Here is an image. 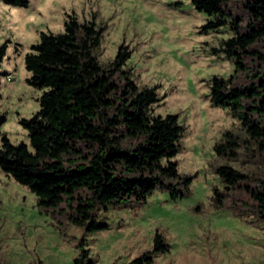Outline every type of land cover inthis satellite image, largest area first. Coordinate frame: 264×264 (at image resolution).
<instances>
[{
  "label": "rangeland",
  "instance_id": "1",
  "mask_svg": "<svg viewBox=\"0 0 264 264\" xmlns=\"http://www.w3.org/2000/svg\"><path fill=\"white\" fill-rule=\"evenodd\" d=\"M245 0L228 1V9L249 20ZM67 13L79 21L95 17L104 25L94 53L102 66L114 57L120 43L130 56L124 68L139 86L158 84L159 100L151 112L175 113L184 126L180 149L174 156L178 172L193 175L189 190L175 193L156 187L144 202L98 205L95 217L109 227L85 233L67 215L36 204V196L0 169V264H74L83 238L93 264H126L152 248L155 231L161 232L168 251L157 253L151 264H264V212L245 186L260 189L264 179V147L250 138L227 106H212L209 84L213 74L228 75L233 61L209 49L232 35L228 25L200 32L209 18L191 0H28L25 6L0 0V44L9 40L0 65V126L11 142H28L18 119L38 108L43 88L30 86L23 56L41 31L59 32ZM264 50V40L251 45ZM243 63L251 73L264 62L247 54ZM250 73V74H251ZM6 74L11 79H6ZM253 79L238 72L235 82ZM225 130L237 136L235 157L220 156L213 146ZM227 163L247 175L239 186L223 190L215 166ZM213 185L223 190L222 205L211 199ZM264 210V208H261Z\"/></svg>",
  "mask_w": 264,
  "mask_h": 264
},
{
  "label": "trees",
  "instance_id": "2",
  "mask_svg": "<svg viewBox=\"0 0 264 264\" xmlns=\"http://www.w3.org/2000/svg\"><path fill=\"white\" fill-rule=\"evenodd\" d=\"M25 6L28 0H1ZM230 0H191L209 18L199 31L218 30L228 25L232 35L211 46L233 61L228 75L213 74L209 84L212 106H227L246 134L264 147V72L251 73L244 56L252 54L264 62V50L251 45L264 40V0H245L249 20L240 30L241 18L228 9ZM104 25L95 17L79 21L67 13L59 32L41 31L37 42L24 53V67L30 72L26 83L43 88L37 97L39 108L30 117H20L28 142L13 143L0 135V169L36 196V204L52 213L66 214L85 233L109 227L98 220V205L144 202L156 187H166L180 195L189 190L193 175H181L174 156L180 149L184 126L175 113H152L159 100L158 84L139 86L129 68H124L130 49L117 46L114 57L102 66L94 51L99 46ZM9 40L0 44V65ZM251 75V82L238 85L237 73ZM251 73V74H250ZM6 115L0 112V126ZM240 146L230 130L214 143L217 155L235 157ZM223 190L239 186L247 175L227 163L215 166ZM260 189H245L264 208V179ZM223 190L213 185L211 199L222 205ZM259 208L261 212L263 209ZM74 264H93L86 242H78ZM164 235L155 231L152 248L126 264H151L154 255L168 251Z\"/></svg>",
  "mask_w": 264,
  "mask_h": 264
},
{
  "label": "built area",
  "instance_id": "3",
  "mask_svg": "<svg viewBox=\"0 0 264 264\" xmlns=\"http://www.w3.org/2000/svg\"><path fill=\"white\" fill-rule=\"evenodd\" d=\"M6 79H11V75L10 74H6V77H5Z\"/></svg>",
  "mask_w": 264,
  "mask_h": 264
}]
</instances>
